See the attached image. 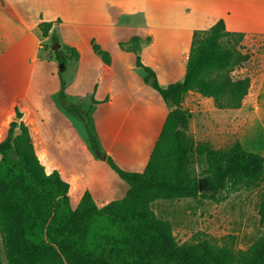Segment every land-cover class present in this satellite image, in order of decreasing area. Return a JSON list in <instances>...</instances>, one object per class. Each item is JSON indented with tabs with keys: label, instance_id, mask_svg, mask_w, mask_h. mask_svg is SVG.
<instances>
[{
	"label": "crops",
	"instance_id": "crops-1",
	"mask_svg": "<svg viewBox=\"0 0 264 264\" xmlns=\"http://www.w3.org/2000/svg\"><path fill=\"white\" fill-rule=\"evenodd\" d=\"M219 19L227 31L243 34L238 49L250 57L235 67L236 78L249 76L250 86L239 108L213 109L225 116L222 131L235 132L245 150L264 154V0H0V134L17 104L46 170L58 168L71 182L72 208L86 190L96 203L121 199L127 183L86 147L83 123L55 103L58 65L46 46L51 30L43 37L38 24L52 22L62 45L79 48L77 60L68 61L62 73L66 97L86 102L83 112L106 153L125 170L141 171L169 108L132 67L136 54L119 42L151 34L140 59L164 85L184 75L193 31ZM91 39L109 53L107 67ZM188 93L186 99L191 93L211 99ZM91 98L98 103L91 106Z\"/></svg>",
	"mask_w": 264,
	"mask_h": 264
},
{
	"label": "trees",
	"instance_id": "trees-1",
	"mask_svg": "<svg viewBox=\"0 0 264 264\" xmlns=\"http://www.w3.org/2000/svg\"><path fill=\"white\" fill-rule=\"evenodd\" d=\"M52 25L49 21L38 24L43 37L51 30L50 46H57L52 53L57 65L63 64L65 69L68 61L77 60L79 48L62 45ZM224 38L232 45L223 46ZM242 39V33L227 31L222 19L207 30H194L190 47L184 51V75L164 85L140 59L139 51L151 43V34H134L119 42L121 49L136 54L132 67L169 108L141 171L125 170L101 148L90 129L89 113L67 99L64 70H58L57 102L83 123L86 146L93 156L102 159L104 155L103 160L127 183L121 199L96 203L86 190L72 208L71 182L58 168L46 170L23 113L14 104L13 118L0 141V249L4 264H264V235L245 250L207 239L178 243L170 221L159 217L151 206L156 199L194 196L220 202L240 185L264 178V156L245 150L239 141L226 151L196 144L194 151L204 157L206 166L198 175H191L188 169L191 145L183 131L187 116L182 99L194 91L211 98L218 109L239 108L250 86L249 76L233 78L231 74L250 57L236 47ZM90 44L107 67L109 53L94 39ZM95 103L91 98L90 105ZM260 209L264 214V197Z\"/></svg>",
	"mask_w": 264,
	"mask_h": 264
},
{
	"label": "rangeland",
	"instance_id": "rangeland-1",
	"mask_svg": "<svg viewBox=\"0 0 264 264\" xmlns=\"http://www.w3.org/2000/svg\"><path fill=\"white\" fill-rule=\"evenodd\" d=\"M222 43L225 47L232 45L227 42L226 38L222 40ZM42 44L45 45L44 42ZM50 45L49 39L46 46L52 48ZM239 46H241L240 43L236 45L237 48ZM235 69L231 72L233 78L240 74ZM187 94L189 93L187 92L183 97L181 106L187 116V126L183 131L191 145L188 169L191 175H198L205 168L206 163L204 157L194 151L196 144L205 143L210 147L226 151L237 142V138L235 132L222 131L225 116L221 110L213 109L215 107L213 100L197 97L194 93L186 99ZM55 98V103L59 106L56 102L57 97ZM68 100L78 103L71 99ZM78 105L83 111L86 102L81 101ZM58 109L66 114L61 107ZM71 115L73 117L67 116L76 120L77 117ZM61 117L62 115L56 119H61ZM178 129L182 130V127ZM5 133L0 134V141ZM251 152L264 156L261 151ZM263 197L264 178L251 184L240 185L220 202L194 196L168 200L156 199L151 206L159 217L170 221L178 243L207 239L218 245L232 246L235 250H245L252 242L264 235V214L260 209ZM0 264H4L1 249Z\"/></svg>",
	"mask_w": 264,
	"mask_h": 264
},
{
	"label": "water",
	"instance_id": "water-1",
	"mask_svg": "<svg viewBox=\"0 0 264 264\" xmlns=\"http://www.w3.org/2000/svg\"><path fill=\"white\" fill-rule=\"evenodd\" d=\"M55 48H57V46H52L51 49L53 50V49H55ZM58 70H59V71H63V70H64V65H63V64H60V65L58 66ZM172 108L175 109V108H176V105H174ZM104 158H105V156L102 155V159H104Z\"/></svg>",
	"mask_w": 264,
	"mask_h": 264
}]
</instances>
